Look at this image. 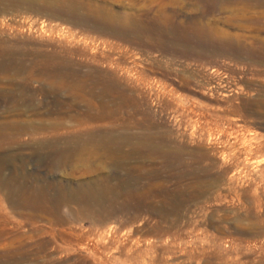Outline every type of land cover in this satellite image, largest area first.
I'll list each match as a JSON object with an SVG mask.
<instances>
[{"label":"rangeland","instance_id":"1","mask_svg":"<svg viewBox=\"0 0 264 264\" xmlns=\"http://www.w3.org/2000/svg\"><path fill=\"white\" fill-rule=\"evenodd\" d=\"M49 1L0 0V121L46 128L0 152V264H264V0Z\"/></svg>","mask_w":264,"mask_h":264},{"label":"bare ground","instance_id":"2","mask_svg":"<svg viewBox=\"0 0 264 264\" xmlns=\"http://www.w3.org/2000/svg\"><path fill=\"white\" fill-rule=\"evenodd\" d=\"M16 1L19 2L20 4L24 5V6L28 7V9H30V10L43 11V10L52 9L54 7V4L52 2H50L49 0H40V1L39 0H16ZM10 2H12V1H10ZM13 6H14V4H13ZM104 18H105V21H109L108 17H104ZM121 25L122 26L124 25L125 27H127L130 24H129V21L127 19H125L121 22ZM0 70L1 71H23V72H29L30 71L26 62H24L21 59H18V58L9 56V55H5V54L0 55ZM32 78H30V79H32ZM34 81L38 82L39 80L35 79ZM8 121H10V120H8ZM64 127L65 126L63 125L62 129H65ZM44 131H46V128L41 127V126L40 127L33 126V125L28 124L27 122H16V120H15V122H1L0 121V152L5 150V148L7 146H13L15 143H17L18 141H21L26 136H30V137L34 136V135L36 136V135L41 134ZM66 142H67L65 144L66 147L61 151L62 158H68V157L70 159L78 158L77 161L82 160V158H85V157H93V156H97V155L104 157V158H110V160L111 159L115 160L117 158V155L118 156L121 155V154H119V151H121L123 147L129 146L131 144V142L129 140H123V139L120 140L116 136H113L112 134H107V133L106 134H87V135H83V136H78L76 138L67 139ZM46 145L49 146L50 148H55V149L58 148L57 143H55V144H53V143L52 144L51 143L46 144L45 143V144H41L40 147L44 148ZM132 151H133V149H131L124 156L122 154L123 157L118 158V159H121V165L124 166L125 168H127L128 165L130 164L129 162L132 158V153H131ZM8 159H9L8 157L0 154V170H2L4 164H6ZM118 159H117V161H118ZM116 163H118V162H116ZM99 181H100V179H99ZM98 182H97V184H98ZM90 183H91V181H90ZM104 185H106V184L104 183ZM87 187H86V185L81 186V188L78 189L76 195L70 197L71 199H69V202H71L73 204L77 203L78 202V199H77L78 196L89 198L90 200H96V199L100 198V195L106 194L108 192V190L107 191L100 190V189H98V187H94V185L87 186ZM105 187L107 188V185ZM113 191L114 190L112 189V192ZM73 194H74V192H73ZM94 205H95V203H94ZM80 206H81V204H80ZM95 206H97V204ZM109 211H111V210H109Z\"/></svg>","mask_w":264,"mask_h":264}]
</instances>
